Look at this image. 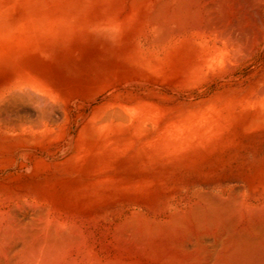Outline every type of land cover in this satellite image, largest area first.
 <instances>
[{"label": "bare ground", "instance_id": "6f19581e", "mask_svg": "<svg viewBox=\"0 0 264 264\" xmlns=\"http://www.w3.org/2000/svg\"><path fill=\"white\" fill-rule=\"evenodd\" d=\"M94 33L66 131L50 55ZM263 54L264 0H0V141L45 173L0 182V264H264Z\"/></svg>", "mask_w": 264, "mask_h": 264}, {"label": "rangeland", "instance_id": "374dc122", "mask_svg": "<svg viewBox=\"0 0 264 264\" xmlns=\"http://www.w3.org/2000/svg\"><path fill=\"white\" fill-rule=\"evenodd\" d=\"M107 43L108 41H106L104 36L94 33L92 37H88L87 42H76L72 47L61 48V50L55 51L50 55L52 56L50 57L52 67L48 66L49 74L54 78L59 94L57 102L54 104L58 107L56 106V108L53 105V112L61 120L57 121L59 126L66 131L78 128V124L81 122L80 118L83 115L84 117L89 116L101 105L102 96L92 92V88L93 84L102 76L106 69ZM258 61V64L264 62V54ZM165 90L154 91V94L166 95L167 97L172 95L170 90ZM0 156L3 157L1 159L7 160L5 163L0 164V182H7L13 185H30L39 182L45 175L42 170L34 168L35 162L33 161L36 160H28L23 158V156L17 157L15 160L13 152L3 145L1 141ZM39 157L38 155L37 158ZM12 158H14L13 162ZM21 162L26 166L20 165Z\"/></svg>", "mask_w": 264, "mask_h": 264}]
</instances>
